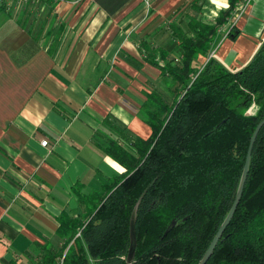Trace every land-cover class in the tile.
<instances>
[{"label": "crops", "instance_id": "crops-1", "mask_svg": "<svg viewBox=\"0 0 264 264\" xmlns=\"http://www.w3.org/2000/svg\"><path fill=\"white\" fill-rule=\"evenodd\" d=\"M13 1L0 8V264H51L67 239L58 216L84 208L78 189L126 168L105 143L135 150L129 137L152 132L138 112L147 91L172 98L150 50L165 63L161 49L179 52L173 23L187 27V14L211 17L229 2L197 10L194 0H15L14 11ZM263 39L264 0H249L210 52L238 69Z\"/></svg>", "mask_w": 264, "mask_h": 264}, {"label": "trees", "instance_id": "trees-1", "mask_svg": "<svg viewBox=\"0 0 264 264\" xmlns=\"http://www.w3.org/2000/svg\"><path fill=\"white\" fill-rule=\"evenodd\" d=\"M228 2L211 17L187 14V27L173 23L179 55L161 49L168 60L160 63L155 50L148 53L172 98L147 91L138 112L152 132L129 137L135 150L114 138L105 143L126 168L97 188L78 189L81 213L58 216L57 232L67 238L62 264H199L237 194L251 134L264 117V39L238 69L210 55L218 28L243 0ZM191 4L201 10L203 0ZM8 6L0 0V8ZM199 54L208 57L196 66ZM204 264H264V123L237 207Z\"/></svg>", "mask_w": 264, "mask_h": 264}, {"label": "water", "instance_id": "water-1", "mask_svg": "<svg viewBox=\"0 0 264 264\" xmlns=\"http://www.w3.org/2000/svg\"><path fill=\"white\" fill-rule=\"evenodd\" d=\"M264 123V117H262L256 124L251 137H250V141L248 144V148H247V152H246V157H245V162H244V170H243V175L241 178V182L237 191V194L231 204L230 209L228 210V213L226 215V217L224 218V220L222 221V223L219 225V227L217 228L215 234L213 235L207 250L204 254V256L202 257V259L200 260L199 264H204L205 261L207 260L208 256L210 255V253L212 252V250L214 249L218 239L220 238L222 232L224 231L226 225L229 223L236 207L237 204L239 202V199L241 197L242 191H243V187H244V183L247 177V173H248V169H249V163H250V157H251V153H252V149H253V145H254V141L255 138L257 136V133L261 127V125ZM135 209L132 212V216H131V244H130V249H129V254L128 257L129 259L132 258L133 254H134V247H135V243H136V237H135Z\"/></svg>", "mask_w": 264, "mask_h": 264}, {"label": "built area", "instance_id": "built-area-1", "mask_svg": "<svg viewBox=\"0 0 264 264\" xmlns=\"http://www.w3.org/2000/svg\"><path fill=\"white\" fill-rule=\"evenodd\" d=\"M249 0H243V2H241L240 4H239V7L240 6H242V5H244L245 3H247ZM213 53H214V50H212L211 52H210V55H213ZM196 71H197V68L195 69ZM252 110V109H251ZM41 142L43 143V144H47L48 143V139L47 138H44V139H42L41 140ZM79 233V232H78ZM65 252V251H64ZM62 260H63V256L62 257H60V260H59V264H62Z\"/></svg>", "mask_w": 264, "mask_h": 264}, {"label": "rangeland", "instance_id": "rangeland-1", "mask_svg": "<svg viewBox=\"0 0 264 264\" xmlns=\"http://www.w3.org/2000/svg\"><path fill=\"white\" fill-rule=\"evenodd\" d=\"M9 2H11V0H10ZM17 8H18L17 6H13V7H11L10 9H12V10L15 11ZM249 109H250V111H251V109H252V111L255 110V108H254L253 106L249 107L247 110H249Z\"/></svg>", "mask_w": 264, "mask_h": 264}]
</instances>
